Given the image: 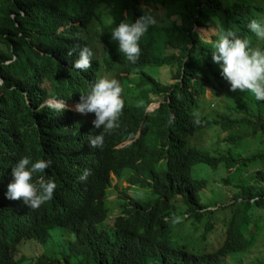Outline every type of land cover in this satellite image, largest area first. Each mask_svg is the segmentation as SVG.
Wrapping results in <instances>:
<instances>
[{"label":"trees","instance_id":"1","mask_svg":"<svg viewBox=\"0 0 264 264\" xmlns=\"http://www.w3.org/2000/svg\"><path fill=\"white\" fill-rule=\"evenodd\" d=\"M141 15H152L156 23L139 42L137 63L126 60L123 75L117 77L125 82L134 78L137 86L126 100L123 126L133 132L141 120L150 134L147 132L145 141L130 155L111 149L109 143L114 136L108 135L92 162H82L80 145L68 139L54 140L55 111L38 109L37 104L47 94L64 96L67 86L74 83L57 62L70 46L84 42L86 37H99V44L116 56L118 44L111 39L112 30L121 21L132 22ZM252 19L264 21V0H0V80L4 82L0 86V181L13 161L12 138L20 139L18 132L28 131L36 142L35 156L52 161L46 172L57 185L53 199L35 210L0 197V227L7 235L0 264H22L21 259L14 258L16 244L23 240L26 249L29 242L44 243L52 226L74 233L85 259L78 264H232L234 253L248 249L251 231L259 226L253 210L264 208V151L235 159L229 153L225 155L226 167L249 165L254 169L250 181L237 180L231 200L218 205L223 213L220 220L226 223L222 242L215 248L207 249L203 243L210 226L205 213L212 210L192 193L183 192L191 183L187 175L191 161L215 165L214 159L184 142L185 131L197 130L193 123L197 97L207 87L215 100L219 95L224 104L229 99L217 75L220 66L211 58L212 42L218 32L232 30L253 46L258 39L247 27ZM197 25L213 26L217 31L205 40L196 31ZM260 43L264 50V42ZM161 66L168 68L170 81L159 80L152 73ZM231 119L228 112L225 120ZM256 119L252 125L259 128L263 139L255 141L263 143L264 106ZM222 130L230 131L228 125ZM256 133V129L248 130L251 137ZM224 138L232 145L239 142L231 133ZM163 145L168 147L164 149ZM164 151L165 168L155 167V158ZM84 169L91 170V188L77 197L67 180ZM123 169L126 176H121ZM111 174L118 181L125 179L131 185L148 187L153 197H129L123 187L120 203L130 205L132 212L126 210L124 217L116 216L108 232L98 224L107 214L105 198ZM176 194L194 227L206 219L204 229L196 236L198 247L170 241L174 219L171 197ZM249 264L264 261L254 258Z\"/></svg>","mask_w":264,"mask_h":264},{"label":"clouds","instance_id":"2","mask_svg":"<svg viewBox=\"0 0 264 264\" xmlns=\"http://www.w3.org/2000/svg\"><path fill=\"white\" fill-rule=\"evenodd\" d=\"M155 23L156 20L152 15H141L132 22L121 21L111 32V39L118 44V48H114L116 56L112 57V54L105 50L104 45L99 44V42H102L99 37H95L93 40L86 37L84 42L70 46L62 58H57V62H60L62 68L70 75L74 83L67 86L66 92L64 91L66 97L47 94L39 100L37 107L38 109L39 107H49L55 111L53 116L57 136L54 140L58 142L61 139H68L80 145L83 150L82 162L87 161L88 164L92 162L96 152L104 146V139L108 135L114 136L109 143V147L117 150L120 155H130L147 138L148 131L145 122L139 120L133 132L123 126L126 100L130 98L131 93L137 90V86L134 78L129 82H125L117 76L123 75L122 68L126 60L131 64L137 63L141 55L139 42L148 31V28ZM207 27L197 25L195 29L199 32L197 28L204 29ZM247 27L258 40L264 41V21L252 19ZM215 31H217L216 28ZM216 36V40L212 42L214 50L211 58L214 63L220 66L221 72L217 75L221 77L220 79L226 87L229 99L225 104L221 95L215 100L211 96L210 89L206 87L204 93L197 97L198 105L194 110L193 123L196 125L197 130L185 131L187 141L184 142L187 147L207 155L209 159L215 160L213 166L202 162L203 160H193L188 165L187 175L191 183L189 189L183 193H192L199 202L197 192L204 188L205 181L193 177L191 174L190 170L194 162H202L210 167H215L219 163L223 164L226 172L216 182L229 185V171L238 166L234 165L230 168L224 164V157L228 154L227 147L231 144L224 137L231 133L235 139L242 141L251 139L256 144H262L258 140L255 141L262 135L259 133V128H254L252 125L257 120L258 110L264 106V50H262V45L257 40L251 46L249 39L240 38L232 30L220 31ZM200 37L205 39L201 35ZM3 83V80H0V86H3ZM201 96L208 98L206 106H200L199 98ZM228 112H231V120H225ZM226 125H228L230 131L222 130ZM206 129L207 131H204ZM249 129H256L257 136H249ZM18 133L20 139L14 140L12 138L15 152L12 163H8L7 170L0 181V197L7 203L16 202L26 208L35 210L53 199L57 185L53 177L46 172L52 161L50 159L46 160L42 156H35L36 142L28 131ZM209 137L212 139V146H208L206 143V139ZM156 146L158 147L159 144H156ZM167 147L168 145H163L164 149ZM255 152H248L244 156H249ZM166 162L167 153L164 151L162 155L155 158V167L164 169ZM91 174L90 169H84L78 176L70 177L67 180L73 195L80 197L91 188ZM111 177L113 179L115 176L112 175ZM116 181L126 182L118 191V197L116 195L117 201L122 196V188L126 187L127 190L131 184L125 179L119 181L116 179ZM111 184L106 188V201L107 189ZM126 190V195H128ZM175 198H180L179 194L172 196L171 201ZM230 198L231 195L228 197L229 201ZM60 204L62 203L60 202ZM122 205L120 201L117 202L119 211L113 214L112 222L107 223L105 219L112 212V209L111 207L108 209L105 204L107 214L98 226L111 232L113 220L116 216L124 217L126 210L132 212L130 205ZM205 205L206 208L212 210L211 214L219 211L218 205L213 207L208 204ZM205 214L209 217L211 215ZM181 218L185 219L184 223L186 221L190 223L185 210L182 211ZM181 218L175 217L173 223H180ZM223 223L225 230L226 221H223ZM209 224L208 229L210 230L213 223L209 221ZM197 225L195 224V227ZM61 228L71 231L65 227ZM224 230L221 239L213 248L222 242ZM170 235L171 227L169 238ZM22 242L23 240L16 244L14 258L21 259V263L24 264V261H26L24 252L18 253L19 249H23ZM175 245L185 247L182 243H175ZM6 247L7 235L5 230L0 227V258ZM39 253H37L39 255L35 254L37 256H32V262H26L28 264L70 263L65 256L61 259L56 256L51 257L45 251Z\"/></svg>","mask_w":264,"mask_h":264},{"label":"rangeland","instance_id":"3","mask_svg":"<svg viewBox=\"0 0 264 264\" xmlns=\"http://www.w3.org/2000/svg\"><path fill=\"white\" fill-rule=\"evenodd\" d=\"M156 20V19H155ZM198 33L204 37L206 40L210 39L211 34H215V28L213 26H208L207 28L201 29L197 28ZM264 42L258 40V43ZM168 68L165 66L155 67L152 71L154 76H156L159 80H171L168 79ZM208 93V91H207ZM208 98L201 96L199 98L200 106H206ZM204 131H207L204 130ZM262 136H259L258 140H261ZM238 140V139H236ZM206 143L208 146H212L211 137L206 139ZM228 153L231 154L234 158H240L244 156L248 152L252 151H264V143L261 145L259 143H255L254 140L246 139L240 140L236 142L234 145H228ZM211 149V148H210ZM237 170L229 171L230 174V184L223 185L221 183H217L216 180L219 179L223 174H225L226 170L223 164L219 163L215 167H210L202 162H194L191 166V174L193 177L201 178L205 181V186L203 189L197 192L198 198L200 202L204 204H208L210 207L218 205L221 202H229L228 197L234 191L235 183L237 180L243 179L250 181V174L252 173L254 167L247 165L246 168L237 167ZM240 168V169H239ZM239 170V171H238ZM239 172L241 174H239ZM125 175V170H122L121 176ZM112 176V175H111ZM253 180V179H252ZM111 186L107 189V201L105 200V204L108 209H112V212L105 219V222L111 223L113 214L118 213L119 207L117 206L116 195L119 193L118 191L122 186L126 184L125 181L117 182L115 177H113L111 181ZM259 183H262L261 181ZM127 193L129 196L140 198L141 200L151 199L153 194L150 192L148 187H139L136 184L129 185L127 188ZM140 194H142L140 196ZM118 197V195H117ZM173 216L180 217L182 211L184 210V205L180 201V198L173 199ZM264 216V208L256 207L253 210V218L259 222L258 228H255L251 231L252 243L251 246L240 252H236L231 256L230 263L232 264H249L250 261L254 258H259L264 261V217L261 219L260 215ZM223 216V213L220 211H216L214 214H211L209 217V221L213 223V226L210 230L205 234L204 246L207 249L213 248L221 239L224 230V223L220 220ZM184 218H181L180 223H172L171 225V235L170 241L172 243H182L186 247L195 246L198 247V242L196 239L197 234L202 232L204 229V223L206 219L204 218L203 223H197V227H194L191 223L186 221L184 223ZM104 223V222H103ZM250 227V226H248ZM50 235L44 243H33L29 242L26 249H19L18 253L21 251L24 252V256L26 257V261L32 262L33 255L37 256L41 253V251H45L51 257H59L65 258L70 262V264H78V262H84L85 259L80 253V246H78L74 241V235L71 231L63 229L58 226H52L48 229ZM23 245V242L21 243ZM39 253V254H37ZM44 253V254H45ZM37 254V255H35ZM24 261V264H28ZM36 264V263H31Z\"/></svg>","mask_w":264,"mask_h":264}]
</instances>
